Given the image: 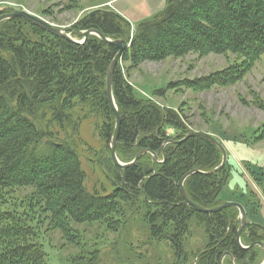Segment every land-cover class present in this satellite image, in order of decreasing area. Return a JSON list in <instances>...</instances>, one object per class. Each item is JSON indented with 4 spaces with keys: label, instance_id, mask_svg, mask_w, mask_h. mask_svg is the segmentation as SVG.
Segmentation results:
<instances>
[{
    "label": "trees",
    "instance_id": "1",
    "mask_svg": "<svg viewBox=\"0 0 264 264\" xmlns=\"http://www.w3.org/2000/svg\"><path fill=\"white\" fill-rule=\"evenodd\" d=\"M72 28L126 41L130 48L123 61L132 68L188 55L242 60L223 72L184 80L170 89L201 92L235 85L264 57V0H166L163 11L134 29L119 14L96 10ZM117 53L116 47L97 36L78 45L23 17L0 23V264H50L44 228L60 232L65 241L79 247L83 234L78 226L104 225L117 233L130 213L141 217L150 241L170 243L178 264L192 258L185 244L194 221L206 238L193 258L195 264H232L233 260L262 264L260 248L243 250L237 242L236 208L198 213L185 204L179 188L191 171L218 168L223 159L219 148L203 137L183 141L193 133L185 114L139 98L119 68L113 79L122 119L118 159L129 164L143 150L150 153L125 170L114 164L110 144L116 119L107 95V73ZM85 124L98 133L99 150L83 139ZM170 140L181 143L163 150ZM89 160L104 178L97 180L99 188L91 190L83 168ZM244 165L262 187L263 176L250 163ZM233 171L228 159L215 175H192L184 184L188 197L203 208H217ZM249 191V202L259 209L258 195ZM241 243L264 244V227L247 221ZM260 255L263 260L258 263ZM66 264H103V259L99 251L84 253L80 247Z\"/></svg>",
    "mask_w": 264,
    "mask_h": 264
},
{
    "label": "rangeland",
    "instance_id": "2",
    "mask_svg": "<svg viewBox=\"0 0 264 264\" xmlns=\"http://www.w3.org/2000/svg\"><path fill=\"white\" fill-rule=\"evenodd\" d=\"M96 10H110L119 14L107 0H0L1 16L23 11L65 29H71L82 18ZM132 28L134 29V26ZM240 61L242 60L234 56L209 55L200 58L197 55H188L160 63L146 62L132 68L122 57L117 68L139 98L152 101L162 108L183 112L192 132L209 135L228 149L233 168L240 170L249 184L242 199L248 198L249 190H252L258 195V200L263 201L264 185L258 186L244 162L238 159L234 142L241 139L246 147L253 151V169L264 178V108L259 107V104L264 105V57L235 85L214 87L201 92L181 87L170 89L172 84L223 72L233 63ZM160 90L164 91L162 95ZM82 137L94 149L99 150L100 138L92 125L85 124ZM85 157L93 158L88 154ZM83 168L88 176L86 184L90 190L98 185L97 180L104 179L98 165L90 160L83 162ZM97 187L99 188L100 184ZM124 223H127L126 229L123 226L117 233L108 230L104 225L78 226V230L83 234L79 247L65 241L60 232H49L44 228L43 237L49 263L66 264L67 260L79 254L80 247H83L84 253L99 251L103 264H178L169 242L157 243L149 240L140 216L130 213ZM205 243V235L194 221L191 225V235L185 244L186 251L192 257L187 264H195L193 258L203 249ZM262 260L263 256L260 255L258 263Z\"/></svg>",
    "mask_w": 264,
    "mask_h": 264
},
{
    "label": "water",
    "instance_id": "3",
    "mask_svg": "<svg viewBox=\"0 0 264 264\" xmlns=\"http://www.w3.org/2000/svg\"><path fill=\"white\" fill-rule=\"evenodd\" d=\"M17 17H23L28 19L29 21H31L32 23H34L36 26H38L39 28H41L42 30L46 31L47 33L65 39L69 42L78 44V45H83L85 43V41L90 37V36H97L98 38H100L103 42L108 43L114 47H116L118 49V53L116 54L114 60L112 61L109 69H108V73H107V95H108V99H109V103L110 106L115 114V119H116V127H115V132L114 135L112 137V141L110 144V153H111V158L114 162V164L120 168L121 170H125L131 166H134L138 163V161L142 158V156H144L147 153H150L148 150H143L142 152H140L137 157L135 158V160L129 164H124L122 162H120V160L118 159L117 156V152H116V146L118 143V138H119V134H120V129H121V124H122V119H121V114L118 110V107L116 105L115 99H114V95H113V79H114V74L115 71L117 69V66L119 64V61L122 59L123 55L128 52L129 50V45L126 41L123 40H115L112 41L106 37H104V35H102L101 33L94 31V30H90V31H77L75 29H65L62 27H58L55 26L54 24H51L35 15H32L30 13L27 12H14L12 14H8V15H4L0 17V23L7 21V20H12L14 18ZM72 34H77L79 37L83 38V40L81 42L76 41V39H74L72 37ZM196 137H203L208 139L209 141H211L212 143H214L219 150L222 153V163L221 165L214 169L211 172L208 173H204V172H200L197 170L191 171L190 173H188L186 176L183 177V179L181 180V182L179 183V188L182 192L185 204H187L188 206L192 207L196 212L198 213H202V214H215V213H219L224 209L227 208H236L239 211V218H240V226L237 232V242L239 244V246L243 249V250H251L252 248L258 247L260 248L263 253H264V244L263 243H253L248 247H245L244 245H242L241 243V235L243 230L246 227L247 221H248V216H247V212L245 210V208L243 207L242 204L237 203V202H224L222 203L220 206H218L217 208L214 209H206L203 208L201 206L196 205L194 202H192L190 200V198L188 197V194L185 190L184 184L186 182V180L191 177L194 174H201V175H205V176H211V175H215L218 172H220L228 163V153L227 150L225 149V147L216 139H214L213 137L203 134V133H197V132H193L189 135H187L185 137V139L183 141L188 140L189 138H196ZM182 141V142H183ZM172 143H181V142H174L172 140L167 141L164 145H163V150L165 149V147L168 144H172ZM154 157L156 158V160L158 161L159 158L157 155H154ZM231 257V259L233 258L231 255L226 254L225 257ZM232 264H235V261H232ZM264 264V261L263 263Z\"/></svg>",
    "mask_w": 264,
    "mask_h": 264
},
{
    "label": "crops",
    "instance_id": "4",
    "mask_svg": "<svg viewBox=\"0 0 264 264\" xmlns=\"http://www.w3.org/2000/svg\"><path fill=\"white\" fill-rule=\"evenodd\" d=\"M108 3H112L116 11L124 16L135 27L139 22L148 19L165 9L166 0H107ZM173 134V130L170 131ZM236 151L238 159L242 162L250 163L254 166V159L252 160L251 149L246 147L245 142L241 139L235 140ZM228 150V149H227ZM230 153L228 152V159L230 164ZM256 165V164H255ZM255 167V166H254ZM257 173V171L254 169ZM249 184L244 180L243 173L239 170H235L232 173V179L229 187L220 195V200L223 202H239L244 206L247 212L248 221L254 224H258L264 227V200L260 201V208L256 209L247 197L242 199V195L246 194L247 186ZM243 191V192H242ZM240 192V193H239ZM242 192V193H241Z\"/></svg>",
    "mask_w": 264,
    "mask_h": 264
},
{
    "label": "bare ground",
    "instance_id": "5",
    "mask_svg": "<svg viewBox=\"0 0 264 264\" xmlns=\"http://www.w3.org/2000/svg\"><path fill=\"white\" fill-rule=\"evenodd\" d=\"M72 29V28H71ZM82 40H83V38H82ZM39 228H41V227H39Z\"/></svg>",
    "mask_w": 264,
    "mask_h": 264
}]
</instances>
